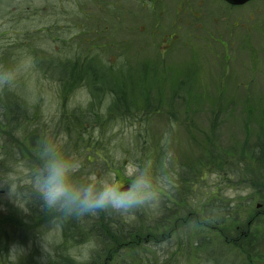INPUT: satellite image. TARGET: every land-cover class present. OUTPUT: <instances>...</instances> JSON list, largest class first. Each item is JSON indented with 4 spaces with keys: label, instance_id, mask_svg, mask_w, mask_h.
Segmentation results:
<instances>
[{
    "label": "rangeland",
    "instance_id": "obj_1",
    "mask_svg": "<svg viewBox=\"0 0 264 264\" xmlns=\"http://www.w3.org/2000/svg\"><path fill=\"white\" fill-rule=\"evenodd\" d=\"M137 1L0 0V91L13 93L11 97L23 104L19 106L22 111L14 109L19 124L14 122L18 125L10 135L0 133V142L16 138L30 146L26 151L18 145L21 157L33 162L35 170L42 164L43 147L53 145L78 164L70 177L74 184L113 182L122 188L139 177L152 183L159 193L154 206L126 211L109 207L77 217V222L96 225L111 239L116 238L112 230L122 233L123 224L127 235L139 232L111 241V264H264V208L256 209L260 202L247 185L231 181L228 186L226 171L218 164L235 154L242 159L243 150L248 152L254 142L258 154L264 151V0L233 10L204 0L193 9L201 14L198 19L185 6L176 7L178 0H165L154 8L145 0ZM190 20L193 24L185 23ZM170 24L179 28H170ZM162 27L176 34L166 37L174 39L167 50L157 46L156 37L152 47L149 43L150 29L156 28V35H161ZM206 48L213 51L206 54L202 51ZM57 61L75 65L77 70L57 65ZM92 73L104 89L93 92L91 84L82 79L69 90L61 89V76L89 78ZM120 85L128 89V100L133 88L136 96H147L151 113L124 117L125 107L110 112L114 93L105 89L123 90ZM186 90L188 105L177 96ZM78 117L83 131L69 122ZM142 134H146V143ZM245 161L256 162L248 155ZM245 161L234 168L240 170ZM23 162H13L22 174ZM154 166L157 173L160 167L155 177L149 169ZM195 169L202 172L194 176L191 170ZM257 169L264 174V163ZM175 172L182 173L180 179L196 182L189 186V193L185 188L173 189ZM169 181L170 186H162ZM216 186L220 190L213 192ZM33 195L36 201L31 200L28 214L26 201L20 199L16 204L8 189L0 192V220L2 212L7 213L1 202L14 208L0 223L20 224L18 231L11 232L16 237L0 233V264L58 261L53 260V247L64 237V223L73 217L42 209L31 191L30 198ZM206 198L209 201L204 203ZM227 202H233L232 210L226 208ZM207 212L211 231L202 251L198 238L201 242ZM217 212L218 221L213 218ZM27 215L30 224L23 222L28 221ZM222 219L225 226L220 224L219 229L217 222ZM86 227L81 230L86 232ZM13 244L25 248L24 255L17 254L15 260L9 251ZM188 246L199 261L187 257ZM91 251L87 242L64 252L76 258L75 262H83L91 258Z\"/></svg>",
    "mask_w": 264,
    "mask_h": 264
},
{
    "label": "trees",
    "instance_id": "obj_2",
    "mask_svg": "<svg viewBox=\"0 0 264 264\" xmlns=\"http://www.w3.org/2000/svg\"><path fill=\"white\" fill-rule=\"evenodd\" d=\"M65 63L66 62H58V61L56 62L57 65L60 64L61 66H63V65L67 66L72 71L74 69L77 70V68H75V65H67ZM46 67H49V66L46 65ZM52 69H50V72H51ZM91 70L95 73L93 68ZM84 72H85V70L83 69V71L81 73H84ZM94 73H92L91 76H89V78L85 77V76H83L81 74H79L77 77H74L71 74H68V76L67 75L66 76H61L59 78V80L61 82V85H62L61 89H64V91L69 90L73 85L78 84L81 81V79L85 80V81H87V82H89L91 84V86L89 85V88L93 92H96L98 90L104 89V88H100V85L95 83L97 81V77L95 75L96 73L95 74ZM115 86L117 87L118 85H115ZM115 86H113L112 89H110L111 87L105 89V91L108 90V91H112L114 93V98L112 99V101H111L112 103L110 104V106L108 108V110L110 112H112V111L118 112L120 110L122 111V108L125 107V112H127V113H125L123 115L124 117H126L127 115L130 116V115H132L134 113L138 114L139 116L145 117L146 115L148 116L149 113H151L150 109L148 108V105H150L151 102H148V97L147 96H145V98L140 97V94H138V96H136L134 94L135 90L133 88L132 89V93L134 94V96L132 94L131 100H128L125 97L126 96V92H127L128 89L123 87V85H120V87L123 90H119V91L122 92V93H119V91H116V87ZM189 95H190L189 92L186 90L183 95L179 94L177 96L179 98H181L180 99L181 102H183L184 104L188 105ZM11 96H14L13 93H11V95H9V94H6V91H0V125H1L0 133L4 132L7 135H10V133L12 132L13 127L15 128L19 124L18 117L20 118V116H18V114H17L18 111H14V109L22 111V109L20 107L23 105L20 99H17V101H15L16 98L15 97H11ZM138 98H140V99H138ZM25 112H23V113L25 114ZM176 112L178 114L181 113L180 110H177ZM171 119L174 120V118H171ZM15 121L18 122V124L17 123L14 124ZM69 122L76 124L75 128H77L80 131H83L84 128H83V125H82L81 117H78L77 121L75 119H73V120L71 119ZM176 122H178V121H176ZM12 124H13V126H12ZM213 129L216 130L217 127L213 125ZM141 137L143 138L144 142L146 143V141H145L146 140V134H142ZM12 140H9V141H11L9 143H12V145H14V143H15V145L16 144L19 145V146L23 145L24 147L27 145V144H24V142L18 143V140L16 138L12 139ZM5 143H6V141H5ZM92 145H94V144H92ZM101 147L103 148V146H101ZM162 149L163 148H161L160 150H162ZM211 149H212V147H211ZM211 149L210 150L208 149V151H210L209 153H212ZM21 150H22L21 147H19L18 148V154H19L20 157H21ZM160 150L156 151L157 155H159V151ZM257 150L258 149L256 148V145H255V142H254L253 146L250 147L248 152L245 149L243 150V154H242V156H240V157H242V159L239 160V157L235 154V156H232V157L227 156L229 158H225L224 157L223 158L224 160L218 161V164L220 165L221 168L223 166L222 169H225V171H226V173H224V175H226V176H224V178L228 177V181L226 182L228 184V186H229L231 181H234L236 183H241L242 182L243 185H247L248 187H250L254 191V195H256L254 197H257V201L260 202L263 205L262 208H264V174L259 172L258 169H257L259 166H261L264 163V151H262L263 154L260 155V154H258ZM26 151H27V149H26ZM232 153H234V152H232ZM246 155H248L250 158H253V160L256 161L255 164H252L251 162L245 161ZM206 157L207 158L209 157L208 152H207ZM163 160H164V157H163ZM223 161H225V162H223ZM241 161H245V162H242L243 165H240L241 166L239 168L240 170H238V168L235 169L234 166L237 165L239 167V162H241ZM141 168H143V167H141ZM189 168H190V166H189ZM149 169L151 171H153V172L150 173V175H152L153 177H155L156 175L160 174V167H157L158 173H157V170H156L155 166L154 167H150ZM180 169L184 170V168H180L179 167V170ZM177 170H178V168H177ZM198 170L197 171H196V169L195 170H191V171L194 172V176L196 174H198L197 173ZM184 171H186V170H184ZM200 172H202L201 169L199 170V173ZM181 174H182L181 172L178 173V174L175 172V176L177 178H176L175 181L172 182V187H173L174 190L177 189V188L179 189V187L180 188H185L186 192L189 193L191 191V188L189 186L192 185V183L194 185H196V182L189 180V178H187L185 180L184 179H180L182 177ZM231 175H232V178H233L232 180L229 179V176H231ZM213 188H214V186H213ZM219 190H220V187L216 186V189L213 190V192L214 191L217 192ZM30 192H31V190H30ZM202 193H204V192H202ZM34 197L35 196L33 195L30 198V207H31L32 201L33 202L36 201V200H34ZM209 199H210V197H209ZM209 199L208 198L203 199L204 203L209 201ZM232 204H233V202H231V203L227 202L226 208L228 210H232L231 207L234 208V206ZM228 205H231V206H228ZM206 207H207V205H206ZM217 207H219V206H215L214 208H217ZM27 216H28V221H23V222L26 223V224H30V216L29 215H27ZM213 218L218 221V219L220 218V215L218 214V212L216 213L215 217H213ZM77 219H78L77 217L76 218L73 217L71 222L70 221L65 222L64 226H63L64 232L62 231V233H64V236L67 238V240L71 241L70 239H73L76 236H77L78 240L79 239H81V240L85 239V237L90 239L91 238V233H93V231H94L95 234L94 233L93 234L95 236V241H96L95 242L96 243L95 252L93 254L91 253L92 255L90 254L91 258L89 260H86V261H83V262H81V261L80 262H75V259H73V258H71L69 256H67L66 258L62 256L63 258L61 260L56 261L53 264H65V263H68V264H111V256H112V253H113V251L111 250V241L112 242L116 241L117 238H118L117 236H123L124 235L125 236L124 239H125V238H128L126 236H131V235L134 236L136 233L139 234V232H137L136 230L133 231V232H130V235H127L128 233H124L125 230H122L121 231L122 233H119V231L117 229L116 230L114 229V230H112V232H113V235L116 238L111 239L105 233L101 232L100 229H98V227L96 225L92 224L91 227L90 226L86 227V224H82V223L77 222L78 221ZM224 221L217 222L218 228H219L220 224H222L223 227L225 226L224 225ZM23 222H22V224H23ZM210 222H211V220H210ZM122 223H124V222H122ZM14 226H15L14 231H18V228L20 226L19 221H15ZM84 226L86 227L85 228L86 232L81 230V229H83ZM120 227H125V224H123V226H120ZM4 229L5 228H2L0 230V233L4 234L8 238H9V235H11L12 238L14 236L15 237L17 236L16 235L17 233H15V235H13L11 233L12 231H7V230H4ZM118 234H120V235H118ZM200 238H198V243H200ZM107 240H109L108 243H107ZM71 242L73 243V241H71ZM64 243L66 244V239L64 240ZM202 243H203V237H202V240H201V244ZM67 246H71V245H67ZM57 249L58 250H62V249L64 250L65 248L58 246ZM186 255L188 257V253H186ZM189 257L191 258L192 261H199L197 255H194V256L193 255H191V256L189 255ZM32 264H36V263H32ZM49 264H52V263H49Z\"/></svg>",
    "mask_w": 264,
    "mask_h": 264
},
{
    "label": "clouds",
    "instance_id": "obj_3",
    "mask_svg": "<svg viewBox=\"0 0 264 264\" xmlns=\"http://www.w3.org/2000/svg\"><path fill=\"white\" fill-rule=\"evenodd\" d=\"M42 164L31 173L33 193L40 201L42 209L56 210L64 216L84 217L94 215L98 210L112 208L126 211L141 205L154 206L159 199V193L152 183L143 178H134L126 191H121L119 185L108 182L98 184L95 181L74 184L70 177L78 170V164L63 157L51 144L42 149ZM18 177L9 173L0 178V188L8 186V195L16 202L18 194ZM171 181L162 184L170 186ZM45 252L46 247L42 244ZM9 251L13 258L23 254L25 248L20 244H13Z\"/></svg>",
    "mask_w": 264,
    "mask_h": 264
},
{
    "label": "flooded vegetation",
    "instance_id": "obj_4",
    "mask_svg": "<svg viewBox=\"0 0 264 264\" xmlns=\"http://www.w3.org/2000/svg\"><path fill=\"white\" fill-rule=\"evenodd\" d=\"M145 1H146L145 4L147 6H149V7H151V8H154L155 5H156V3L160 5V4H163V3L166 2L165 0H145ZM210 1H211V5H215L216 3H218V4L222 5V6H224L225 8H228L229 10L238 9V8L241 9L243 6H245V5H231V4H229V3H227V2H225L223 0H219V1L218 0H210ZM137 2H140V1L138 0ZM202 3H204V0H178V2L176 4V7L185 6V10H187L190 14H193L192 16H193L194 19H198V18L201 17V14L198 11L195 12L193 9L194 8H197ZM171 23L174 24L173 22H171ZM185 23L186 24H188V23L193 24L191 22V20L190 21H186ZM194 25H196L195 27H193V29L195 30L197 28V23L195 22ZM172 27H174L175 29H178L179 28V27H176V26H173V25L170 24V28H172ZM188 27L190 28V26H188ZM141 29H143V28H141ZM155 29L156 28H151L150 31H149V33H150L149 36H151V39H149V43H150L151 47H152V44L154 45L153 39H154V37H156L160 41L157 46H159L160 48H163L164 50L169 49V45L170 46L172 45L171 42H173L172 40H174V39H166V37L170 33L173 36H175L176 35V34H174L175 32L174 31H171V32L166 33V32L163 31L164 28L162 27V31L163 32H161V35L160 34L159 35H156V33L154 31ZM195 36L198 37L197 35H195ZM196 37H194V39H196ZM200 38H203V37H200ZM211 39H212V41L214 43H216V42H218L219 44H223L224 43L221 40H216L214 38H211ZM162 45L165 46V48ZM202 51L207 54L208 52H212L213 49L212 48H208V49L206 48V49H202ZM197 55H198V53H197ZM27 124L30 126V119H29V117L27 119ZM28 136H30V131L28 132ZM9 142H11V141H6V143L5 142H0V178H2L3 176H6L9 173H14V174L17 175V177H18V181H17V187H18V189L17 190L19 192H18L17 197H16V202H17V200H20V199L23 200L24 202L26 201L27 204L25 203V205L27 207V212H28L29 210L32 209V203H31V207H30V193H31L30 190L32 191V189L30 188L29 181L31 180V173L35 171V166H34L35 164L33 162H30L29 160H25L22 157H20L19 154H18V148H19V146L18 145H15V144L12 145V143H9ZM25 149L29 150L30 149V146L26 145L25 146ZM17 161H25V162H23V167H24V170L23 171H25V172H23V174L20 173L19 170H18V168H16L14 166L15 164H13V162H17ZM21 174H22V176H24V181L26 182V184H25L26 186L23 185L22 179H20V175ZM7 189H8V186L5 184L4 189L3 190H0V192H3V191L6 192ZM10 199H12V198L10 197ZM262 206L263 205L261 203L260 204L258 203V204H256V209H260V208H262ZM1 207L3 209H5L7 211V213L5 214L4 212L1 211L2 212L1 216H3V217L1 218L0 222L2 221V219H6L8 217L7 214H13V209H14L13 206H11L6 201L1 202ZM254 211H256V210H254ZM28 214H29V212H28ZM206 218L208 220L207 221V225L208 226L205 225L202 228L203 230H205L204 231V235H201L203 237V243L202 244H201V242L199 243V246H203L202 251L205 248H207L206 242L208 241V237H210L209 234H210V231H211V226H210V223H209L210 222V219H209L208 212L206 213ZM222 221H223V219H222ZM0 226H4L2 228H5L4 230H7V231H14V229H15V226H13V225L10 226L8 223H6L4 225L2 223H0ZM222 228H223V226H222ZM219 229H221V228H219ZM123 230H125V227H123ZM93 233H94V231H93ZM93 233H91V238L90 239L85 237V239H82V240L79 239L80 240L79 241L77 239V236L74 237L73 239H70L71 241H73L75 243H72L71 241H67V238L64 236L61 239V241L57 245H54V247H53V248H55V250H53L54 251V256H55L53 258V260H58L59 261L63 257L66 258L67 255L65 254L64 251L67 248H75V244L76 243H78V244H85L87 242H90V247H91V250H92L91 253L93 254L95 252V249H96V243H95L96 241H95V236H94L95 233L94 234ZM160 237L163 238L164 236L161 235ZM65 239H66V244L64 243V240ZM163 241H165V240H163ZM67 245H71V246H67ZM58 246L64 247L65 249L64 250L63 249L62 250H58L57 249ZM198 250L199 249H197V251ZM206 252L208 254L209 250L207 249ZM186 253H188V256L189 255L191 256L189 246H188V248L186 250ZM91 255H90V257H91ZM74 259H76V258H74ZM50 263H54V262H50Z\"/></svg>",
    "mask_w": 264,
    "mask_h": 264
},
{
    "label": "water",
    "instance_id": "obj_5",
    "mask_svg": "<svg viewBox=\"0 0 264 264\" xmlns=\"http://www.w3.org/2000/svg\"><path fill=\"white\" fill-rule=\"evenodd\" d=\"M231 5H240V4H244L249 0H223ZM128 188V186L122 187L120 188L121 191H126Z\"/></svg>",
    "mask_w": 264,
    "mask_h": 264
}]
</instances>
